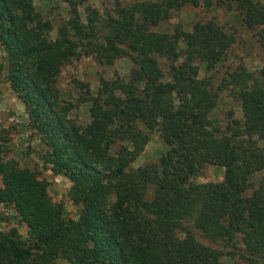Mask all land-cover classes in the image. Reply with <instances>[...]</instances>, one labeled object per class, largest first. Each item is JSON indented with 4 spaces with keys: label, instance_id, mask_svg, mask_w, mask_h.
Returning <instances> with one entry per match:
<instances>
[{
    "label": "trees",
    "instance_id": "16d2710c",
    "mask_svg": "<svg viewBox=\"0 0 264 264\" xmlns=\"http://www.w3.org/2000/svg\"><path fill=\"white\" fill-rule=\"evenodd\" d=\"M61 1L70 17L55 28L35 0H0V47L40 159L71 182L79 216L67 220L41 172L0 144V204L27 227L0 230V264H264V64L226 66L237 35L216 19L161 30L202 0L87 6L85 21V0ZM230 2L264 53V3ZM83 55L103 66L129 58L130 75L102 79L95 94L81 83L70 102L58 80ZM224 98L242 119L214 117ZM82 106L85 125L72 116ZM154 134L167 152L133 167ZM210 165L224 179L196 182Z\"/></svg>",
    "mask_w": 264,
    "mask_h": 264
},
{
    "label": "rangeland",
    "instance_id": "374dc122",
    "mask_svg": "<svg viewBox=\"0 0 264 264\" xmlns=\"http://www.w3.org/2000/svg\"><path fill=\"white\" fill-rule=\"evenodd\" d=\"M135 1L144 0H85L80 5V15L85 21L87 6H93L103 14L114 9L117 2L123 5L131 4ZM159 1V0H152ZM202 0L199 6L186 5L173 13L167 27L162 31L176 27L185 31H191L198 21H208L216 19L230 32H235L237 41L229 53L226 66L236 68L244 65L251 71H258L264 64V53L257 43L254 32L248 31L242 23L234 7H231L230 0H212V5L207 8L206 2ZM264 3V0H260ZM37 10L48 20H51L55 28L62 20L70 17V7L61 0H35ZM5 53L0 47V144L10 150V155L18 159L25 167L37 169L41 172V177L50 183V193L55 202L65 206L66 218L69 221L78 219L79 209L71 201L69 189L71 182L63 176H55L49 166L45 165L40 155L44 151L40 141L32 135L28 129V117L25 105L14 94L8 81L6 80ZM132 63L129 58L117 60L111 66L98 64L92 57L80 56L71 61L66 66L59 77L58 86L66 100L77 104L81 95V83L89 85L93 94L100 87V82L113 80L116 78L127 79L130 75ZM223 70V69H222ZM205 73L203 72L202 75ZM233 111V115H232ZM72 116L80 124H87L89 120L88 106H82L74 110ZM214 117L222 121L223 125L232 117L242 119L241 103L232 98H224L215 111ZM167 147L159 134H154L146 151L134 163L133 167L147 165L157 162L165 153ZM225 171L221 167L207 166L202 173L195 178L196 182H219L224 179ZM1 186V180H0ZM17 227L19 231L27 236V227L19 222L12 208L0 204V230L6 231ZM56 264H68L59 260Z\"/></svg>",
    "mask_w": 264,
    "mask_h": 264
}]
</instances>
